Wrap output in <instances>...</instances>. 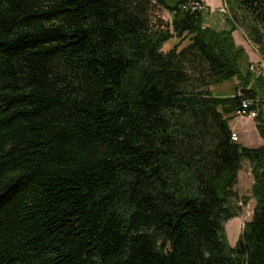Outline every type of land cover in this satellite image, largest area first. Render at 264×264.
I'll return each mask as SVG.
<instances>
[{
	"label": "trees",
	"instance_id": "trees-1",
	"mask_svg": "<svg viewBox=\"0 0 264 264\" xmlns=\"http://www.w3.org/2000/svg\"><path fill=\"white\" fill-rule=\"evenodd\" d=\"M187 1L0 0V264H264V143L229 128L246 100L264 139L232 39L264 59V0H222V31ZM243 161L256 205L231 247Z\"/></svg>",
	"mask_w": 264,
	"mask_h": 264
},
{
	"label": "rangeland",
	"instance_id": "rangeland-1",
	"mask_svg": "<svg viewBox=\"0 0 264 264\" xmlns=\"http://www.w3.org/2000/svg\"><path fill=\"white\" fill-rule=\"evenodd\" d=\"M212 1L214 4L213 7L214 9L210 11V10H205L204 5L200 0L201 6L203 7L202 8L203 11L201 13L202 23L203 26L205 25V27L208 26L215 31H222L228 27L225 22V19L230 18L231 15L222 0H212ZM220 2H221V6L218 7ZM152 15H153V20H152L153 23H158V21H160L164 25L170 22V15L162 9L159 8L155 9ZM237 29H240L242 31L244 35V39L247 41V43L251 47V50L254 52V55L253 54L250 55L252 57V61H251L249 56L244 51L247 56V61L242 62L240 67L241 72L243 73L247 70H250L254 72V74H256L258 77L260 76V78L264 79V59L260 56L258 52V47L246 38L244 34V30L241 28V26L237 27ZM235 35L237 42H239L238 39L241 36H238V34ZM241 40L243 39L241 38ZM187 44H188L187 38L184 41H182L174 37L162 46L161 51L165 53L175 45H179L178 49H181ZM237 46L241 47L238 45V43ZM237 84H238V78L235 77L221 84L210 86L208 89L210 90L213 96H228V95L231 96L230 94L234 93L233 89ZM261 96H262L261 94L258 95V98L263 99ZM238 117L239 116L236 115L234 119L229 121L230 127H234L237 130L242 131L243 133L244 138L240 136L239 131L238 133L232 132L238 138L236 142L243 145L245 141L246 145L249 146L247 148H256L261 146V144L264 143L263 142L264 139L258 135L257 133L258 131L255 128L256 123L254 122V118L256 116L254 118H249V117L238 118ZM263 118H264V107H263ZM246 119H250V120H246ZM252 186H253V177L251 175L250 165L247 161H243L241 163V169L237 173V180L234 188L237 193V200H234L232 202V204L238 208V215L226 221L223 224L225 238L227 240L228 245L231 247L235 245L237 239L239 238L242 229L244 227V224L248 222L252 217L254 207L256 205L255 198L252 197ZM241 198L246 199V203H242L243 200L240 201Z\"/></svg>",
	"mask_w": 264,
	"mask_h": 264
},
{
	"label": "crops",
	"instance_id": "crops-1",
	"mask_svg": "<svg viewBox=\"0 0 264 264\" xmlns=\"http://www.w3.org/2000/svg\"><path fill=\"white\" fill-rule=\"evenodd\" d=\"M202 1V3H203V5H204V8H205V10H213L214 8V4H213V1L212 0H201ZM219 6H221V2L219 3V5H218V7ZM205 26V25H204ZM235 34H238V36H241V37H239V42H237V40H236V35ZM232 37H233V39H234V42H235V44L237 45V43H238V45L239 46H241L243 49H244V51L246 52V54L249 56V58H250V60L252 61V57L250 56V55H254V52L251 50V47H250V45L247 43V41L244 39V35H243V33H242V31L240 30V29H236L233 33H232ZM241 38L243 39V40H241ZM239 118V117H238ZM246 120H250V119H246ZM254 126H255V124H254ZM229 128H230V130L232 131V132H237L238 133V131H239V134H240V136H242V138H244L243 137V133H242V131H240V130H237L236 128H234V127H230V125H229ZM256 128V127H255ZM257 130V129H256ZM258 133V132H257ZM259 135V134H258ZM244 141V140H243ZM263 142H264V140H263ZM263 144V143H262ZM261 144V145H262ZM243 146H245V147H249L248 145H246V142L244 141V144H243Z\"/></svg>",
	"mask_w": 264,
	"mask_h": 264
},
{
	"label": "built area",
	"instance_id": "built-area-1",
	"mask_svg": "<svg viewBox=\"0 0 264 264\" xmlns=\"http://www.w3.org/2000/svg\"><path fill=\"white\" fill-rule=\"evenodd\" d=\"M183 9L186 10H190V11H197L202 9L203 7L201 6L200 1L197 0H190L187 1L183 6ZM251 102L249 103L248 101H242L241 103V109L237 112V115L239 117H249V118H254L255 116H257L259 109H253V110H249L248 107L250 106ZM231 139L232 141L236 142L237 141V136L232 133L231 134Z\"/></svg>",
	"mask_w": 264,
	"mask_h": 264
}]
</instances>
